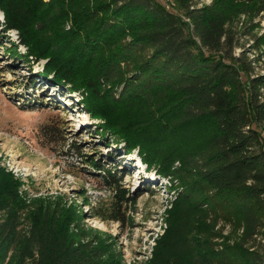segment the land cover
Returning a JSON list of instances; mask_svg holds the SVG:
<instances>
[{
  "label": "trees",
  "instance_id": "obj_1",
  "mask_svg": "<svg viewBox=\"0 0 264 264\" xmlns=\"http://www.w3.org/2000/svg\"><path fill=\"white\" fill-rule=\"evenodd\" d=\"M173 4L0 0V11L18 32L12 54L46 60L39 77L80 93L112 142L171 180L166 228L140 264H264V0ZM88 162L120 189L116 171ZM21 191L0 168V264H127L75 204ZM110 211L99 216L125 220Z\"/></svg>",
  "mask_w": 264,
  "mask_h": 264
},
{
  "label": "rangeland",
  "instance_id": "obj_2",
  "mask_svg": "<svg viewBox=\"0 0 264 264\" xmlns=\"http://www.w3.org/2000/svg\"><path fill=\"white\" fill-rule=\"evenodd\" d=\"M159 1L169 9L174 5L173 0ZM3 23L0 11V168L29 197L60 196L75 204L93 234L114 244L127 264H140L166 228L162 215L175 195L171 180L149 167L139 148L126 151L123 141L112 142L96 126L100 120L81 110L80 93L39 77L46 60L24 63L12 54L18 32L5 31ZM248 43L242 38L236 52ZM18 51L24 53L26 47L18 45ZM89 157L116 171L121 178L118 191L90 165ZM120 191L128 198L123 204L117 197ZM108 208L109 214L118 212L125 220H104L99 214ZM6 214L0 211V221Z\"/></svg>",
  "mask_w": 264,
  "mask_h": 264
}]
</instances>
